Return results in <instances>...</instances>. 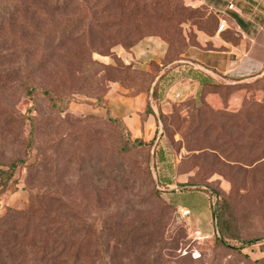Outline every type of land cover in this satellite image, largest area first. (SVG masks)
I'll use <instances>...</instances> for the list:
<instances>
[{"label":"rangeland","instance_id":"obj_1","mask_svg":"<svg viewBox=\"0 0 264 264\" xmlns=\"http://www.w3.org/2000/svg\"><path fill=\"white\" fill-rule=\"evenodd\" d=\"M76 2L80 1L53 11L54 21L49 25L47 15L30 10V16L24 11L21 16L27 25L7 26L0 32V70L18 63L21 48L34 47L37 53L25 67L27 78L44 85L53 97L37 94L31 100L16 86L10 88L7 77L0 75V161L35 155L0 190V235L9 233L5 222L14 218L9 209L20 212L35 200L54 210L49 217L56 223L72 226V241L79 235L85 237L84 247L92 255L102 248L104 262L110 255L106 245H113L112 231L106 230L109 224L114 226L119 219L125 225L137 219H157L165 232L164 246L170 236L176 245L166 251L163 261L149 251L148 240H139V249L146 247L147 254L134 264H264V79L237 85L219 79L216 84L202 85L194 98L160 107L159 114L154 111L161 133L148 147H133L128 128L111 120L106 99L118 82L124 84L123 91L140 93L149 83L144 72L152 71V60L144 63L127 53L153 38L166 43L164 56L179 55L185 47L196 45L202 31L197 21L213 14L204 5L178 0L180 12L183 8L195 12L156 24L171 38L169 44L154 35L131 44L110 38L123 29L106 24L114 21L115 13L102 10L107 0L98 4L89 0L95 5L93 18L88 15L83 24L71 25V35L63 43L54 31L56 39L51 44L44 41L41 32L84 14ZM12 39L26 45L12 48ZM174 81L172 74L164 77L160 89ZM50 107L66 110L52 113ZM30 115L35 117L38 134L37 147L31 149L27 146L30 124L25 120ZM42 144L48 148L45 156L42 150L38 152ZM166 177L178 183L180 192L175 197L186 204L202 206L198 191L209 196L212 209L219 199L227 201L237 216L242 239L257 242L245 246L243 241L228 239V246L220 245L215 241V216L204 220L202 213L195 214L196 224L190 211L183 215L177 199L174 207L164 194ZM153 187L168 206L154 202ZM152 229L144 226L141 232Z\"/></svg>","mask_w":264,"mask_h":264},{"label":"trees","instance_id":"obj_2","mask_svg":"<svg viewBox=\"0 0 264 264\" xmlns=\"http://www.w3.org/2000/svg\"><path fill=\"white\" fill-rule=\"evenodd\" d=\"M37 1H39V3ZM75 1L76 0H0V32L7 29V26L9 28L27 25L28 22L21 18L22 14H24L23 11L26 12L28 16L32 14L30 10H32L34 15L37 12H42L48 16L46 22L48 23L47 25H49L54 21L53 11L67 8L71 5V2ZM79 1L80 2H76L77 8H80L86 15H78L76 19L72 18V20H66L61 25L54 24L53 28L48 31V33H42L38 28H35V30L43 34L44 41H49L51 44L53 39H56V36L52 35V31H54L55 35L59 34L57 41L63 43V41L71 35V25L83 24L88 15H90L91 18L94 17L95 11L92 10V8L95 5L92 6L89 0ZM95 2L98 4L100 0H95ZM205 8L207 7L205 6ZM104 9H113L115 11L113 16L114 21L106 23L108 27L123 29L115 31L114 34L110 35V38H118L120 42L124 41L131 44L137 43L144 37L150 35L159 36L169 44L171 38L164 32H161L159 28L156 27V24L161 22V20L168 21L169 18L175 15L183 16L186 14L192 16V12L194 11L183 8V12H180L178 0H107L102 7V10ZM211 13L213 15L210 17L197 21L199 29L208 35H213L218 30L221 19L217 13L213 11H211ZM226 30L227 29L221 33V36L224 39L233 40L234 33ZM120 34L121 36H119ZM23 44L26 45L24 41H21L17 45L14 39H12L10 46L19 49V46ZM190 46L185 47L184 51L180 52L179 55L177 54L172 57L169 55L166 56L165 54L160 62L151 61L152 71L144 72V74L148 76L149 83L146 84L144 89L140 92L146 95L145 114L155 113L151 107L150 98L157 100L162 80L168 70L161 75L160 72L175 60L186 59L184 53L187 52ZM35 53H37V49H34V47L21 48V58L18 63L15 65L9 64L6 68L0 70V75L7 77V85L10 88L16 86L20 91L25 92L26 97L31 100H35L37 94H42V96L48 94L47 98H53L52 95H50L51 92L44 85L38 84L27 78L25 67L28 66L27 63L29 62V58ZM125 68L130 69L129 66H125ZM20 76L22 78H20ZM260 79H264V77L255 81ZM118 83L120 86L124 87V84L121 82ZM210 84H216V82L203 83L204 86ZM192 98L194 97H189L182 101H172L171 103L184 102ZM106 107L109 114L112 116L111 120L118 121L127 128L121 119L111 114L107 105V99ZM50 110L52 113L58 111V113L61 114L66 108L59 107L55 109L50 107ZM159 111L161 112L160 107H158V114ZM21 116L24 117V115ZM25 120H28L30 124L27 146L31 149L37 147L36 136L38 134L35 132L37 129L36 120L33 115H30ZM128 132L130 133L129 129ZM130 140L132 146L136 148L141 146L148 147L150 143L155 142V139L149 142H146L142 138H132ZM158 144L157 141L156 147ZM39 148L38 152L40 153L42 150L45 156L48 148L43 144L40 145ZM34 156L33 154L29 155L27 158L17 156L11 161L2 159L0 161V190H4L8 186L9 181L16 173L18 167L25 165L27 160L33 159L32 157ZM41 165L42 164H40V166ZM147 174L151 176L149 170ZM158 192L157 189H154V187L152 188L151 197L154 199V202L157 205L159 204V206H168L164 201L158 198ZM170 204L173 205L172 203ZM9 212H12L11 216L14 218L5 222L9 233L0 235V264H134L140 257H145L147 254L145 251L147 250L146 247L139 249V240H145V242L148 240L149 243L146 242L148 244V249L154 252L155 259L159 260L162 258L164 261L163 257L166 251L169 252L173 246L176 245L175 238L172 239V236H170L168 238H171V240L166 242L167 245L164 246V239L166 237L165 232L164 229L157 226L159 223L157 219L150 221L137 219L135 224L126 223V225L119 219L120 223L118 222L111 227L109 224L106 228V230L110 229L112 231L109 236L110 241L113 240V245L110 242L106 245L107 252H110V255L104 262L105 256L102 248L101 250L97 249L92 255L91 251L84 247L85 237H80L79 235L75 241H72V237L75 236L74 233H70L71 229H73L71 228L72 226H70L69 223L58 224L55 220L51 219L49 215L54 212L51 207H43L40 203L38 205L34 200L26 209L20 212H15L12 209H9ZM212 213L216 218L217 225L215 241L220 245L224 247L228 246L226 244V240L228 239L243 241L246 244L245 246H251L253 243L257 242L242 239L237 216L232 206L227 201L219 199L216 208L212 209ZM1 226H4V224ZM144 226H151L153 229L152 231L143 233L141 230H143ZM120 227L121 231L119 230ZM124 228H127V230L124 231ZM99 238L100 237H98V239ZM98 245H101V242ZM162 248L166 250L164 251ZM123 261H125V263ZM149 264H159V262L153 261Z\"/></svg>","mask_w":264,"mask_h":264},{"label":"crops","instance_id":"obj_3","mask_svg":"<svg viewBox=\"0 0 264 264\" xmlns=\"http://www.w3.org/2000/svg\"><path fill=\"white\" fill-rule=\"evenodd\" d=\"M190 1L196 6L204 5L220 18L226 19V31H232L234 39H224L221 36L224 30H217L213 35L200 31L197 35L198 44L191 45L184 53L186 59L175 60L161 71L160 75L168 70L165 77L172 74L175 81L167 89L159 90L157 100L150 98L155 112H158V107H167L171 99L182 101L195 97L205 82L220 79L238 84L264 77V0ZM230 4L233 8H229ZM165 50L164 41L149 38L137 44L127 54L130 58L145 63L158 61L164 56ZM120 87L114 85L108 93L107 105L111 114L124 122L132 138H142L146 142L154 140L159 132L158 121L155 113L145 114L146 95L132 94ZM162 187L166 191L164 194L169 196L167 200L174 206L175 201L180 210H189V217L196 224L199 222L196 217L199 213H202L204 220L212 217V204L206 193L198 191L203 201L202 208H199L195 202L186 204L185 200L179 201L175 197L180 191L176 189L178 183L173 178L166 177Z\"/></svg>","mask_w":264,"mask_h":264},{"label":"built area","instance_id":"obj_4","mask_svg":"<svg viewBox=\"0 0 264 264\" xmlns=\"http://www.w3.org/2000/svg\"><path fill=\"white\" fill-rule=\"evenodd\" d=\"M229 8H233V5L230 4V5H229ZM226 28H227V22H226V19L221 18V19H220V24H219V26H218V30H219V31H222V30H225ZM160 133H161V131L158 132V134H160ZM182 214H183V215H188V214H189V210H183Z\"/></svg>","mask_w":264,"mask_h":264},{"label":"water","instance_id":"obj_5","mask_svg":"<svg viewBox=\"0 0 264 264\" xmlns=\"http://www.w3.org/2000/svg\"><path fill=\"white\" fill-rule=\"evenodd\" d=\"M155 145V144H154Z\"/></svg>","mask_w":264,"mask_h":264}]
</instances>
